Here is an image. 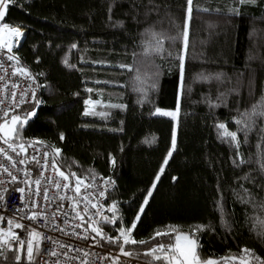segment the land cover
I'll use <instances>...</instances> for the list:
<instances>
[{
  "label": "trees",
  "instance_id": "obj_1",
  "mask_svg": "<svg viewBox=\"0 0 264 264\" xmlns=\"http://www.w3.org/2000/svg\"><path fill=\"white\" fill-rule=\"evenodd\" d=\"M188 8L187 0H13L3 23L26 31L13 50L39 90L33 104L10 117L26 123L9 142L60 149L56 160L66 175L114 181L117 211L107 218L115 216L116 223L104 222L103 229L115 237L135 222L131 238L137 243L99 238L100 246L121 248L140 264H168L149 250L167 249L179 233L205 225L195 233L202 260L247 259L242 250L249 249L260 258L251 264H261L264 120L239 134V147L222 138L217 125L236 130L235 121L264 96V0H192L190 16ZM185 31L184 94L178 96ZM160 40L164 52L156 54ZM201 74L222 76L201 80ZM140 87L146 97L134 90ZM89 102L96 103L93 111ZM178 102V118L154 114L157 108L175 111ZM243 189L250 203L237 199ZM11 251L0 252V264H28Z\"/></svg>",
  "mask_w": 264,
  "mask_h": 264
},
{
  "label": "built area",
  "instance_id": "obj_2",
  "mask_svg": "<svg viewBox=\"0 0 264 264\" xmlns=\"http://www.w3.org/2000/svg\"><path fill=\"white\" fill-rule=\"evenodd\" d=\"M2 29V28H0ZM18 38V37H17ZM18 44L15 42V47ZM18 59L9 60L8 56ZM16 68L24 67L17 54L0 49V125L13 116L20 108L31 105L35 102L39 87L38 80L31 74L30 76L21 75L15 72ZM12 145V147H9ZM19 145H23L21 150ZM15 147L16 151H13ZM0 229L3 230L1 241L7 240L8 243H1L5 249L17 248L21 242L26 244L29 234L33 229L41 233L39 237V264H140L135 258L126 255L121 248L113 249L111 245L100 246L99 237L91 231L92 226L102 229L105 222L104 218L112 212L109 208L112 205L111 195L115 184L112 179L107 177L83 176L84 183L80 185V193L74 190L75 184L64 181L58 174L61 171L55 150H50L42 144L31 141L27 144L17 142H0ZM8 157H11L9 159ZM35 157V159H33ZM24 163L21 164L20 161ZM39 162V163H38ZM45 165L47 166L45 168ZM7 169L18 177L17 182L8 183L10 177L4 172ZM25 172L28 175H25ZM40 180L39 190L36 186L26 181ZM59 182L61 188H56L55 183ZM65 183L72 186L63 188ZM87 185V186H86ZM17 188H24L23 194L16 191ZM7 189V191H5ZM103 191L104 195H100ZM47 193L48 200L44 199ZM24 203H21V196ZM64 197V199H60ZM87 197V199H81ZM73 200L78 202L75 207ZM90 201V202H89ZM87 204L88 211L85 213L84 207ZM95 204V207H93ZM39 205V207H34ZM23 209L19 211L18 209ZM59 209V211H58ZM32 212L42 213V218L30 220L27 217ZM77 212L84 216V221L77 218ZM11 220L12 224H8ZM25 225L24 228H16L15 223ZM83 224V227L76 225ZM11 232L19 236V240L12 239ZM79 233V235H77ZM108 236L109 233L105 232ZM84 236H95L96 239H84ZM121 246L122 244L119 243ZM67 245L68 247H62ZM79 249V251H76ZM53 251L56 255H52ZM219 264H237L229 258L222 259Z\"/></svg>",
  "mask_w": 264,
  "mask_h": 264
},
{
  "label": "snow or ice",
  "instance_id": "obj_3",
  "mask_svg": "<svg viewBox=\"0 0 264 264\" xmlns=\"http://www.w3.org/2000/svg\"><path fill=\"white\" fill-rule=\"evenodd\" d=\"M13 0H0V27H2L3 29L8 30L13 36L15 37H20L23 35V32L20 30V27H10L8 24L3 23L4 20V16L7 12L8 6L10 3H12ZM187 3L189 5L188 8V13L190 16L191 13V4H192V0H187ZM237 3L239 4H244V3H248V4H254L256 3V0H237ZM233 12L235 14H239L237 9H234ZM183 40H184V46L181 50V54L178 56V59L180 60V83L178 85V96H181L184 94V78H183V70H184V59L185 56L187 54V47H188V33L187 31H185L183 33ZM8 51L11 52V46H8ZM152 51H154L156 54H162L164 52V48H163V42L162 40L157 41V46L152 49ZM9 60H13L16 59L17 63H19L18 59L12 55L8 56ZM249 59H252V57L250 56ZM65 63H67V61H65ZM121 67H125L127 68L129 71H132V66H127V65H122ZM16 73H19L21 75H25V76H30L31 74L27 71V69H23V68H16L15 69ZM138 73V70H137ZM159 73H157V77H158ZM222 74H216L215 77H209L206 76L204 74L200 75V79L201 80H208V79H212L215 78L217 80H220ZM135 80L136 81H140V76L137 74L135 76ZM142 83V82H141ZM156 84L157 81H153V83L150 85V87L152 89L156 88ZM135 91L138 92H142L144 93L145 97L147 95L146 91L144 88L140 87V88H136L134 89ZM89 91H91V89H89ZM233 91H235V89H233ZM116 107V106H114ZM179 102L177 104V108L175 111H162L161 109L157 108L155 109V113L154 114H159L162 116H168V117H172L173 119L178 118V114H179ZM85 114H88L87 112ZM243 117H247V122H245V120L243 119ZM257 118H261L262 120H264V96H262L260 98V100L258 101L257 104L252 106V109L250 111H246L245 113L242 114V118L237 119L235 121V123L239 126L236 130H229L227 128V125L225 123H220L217 125V128L219 130H221L220 134L222 138H226L229 142H235V145L237 147H239L240 145V136L239 134L241 132H247L250 131L252 126L255 125L256 123V119ZM20 122V117L19 116H15L12 118V124L13 127L8 129V131L6 132V135L11 134V133H15L16 129H15V125ZM26 123V121H24ZM5 130V126L4 125H0V131H4ZM61 139H63V136H61ZM7 142V141H5ZM9 147H12V145H9ZM19 147L21 148V150L24 149L23 145H19ZM176 149V139L175 136H173V140H172V146H171V150L168 153V157L170 158L172 156V151H175ZM13 151H16L15 147H13L12 149ZM3 149H0V152H3ZM55 152L57 154H59L60 149H55ZM9 159H11V157H8ZM33 159H35V157H33ZM168 162L167 159H165L164 164L166 165ZM245 161H243L241 159L240 163H244ZM21 164L24 163L23 160L20 161ZM39 163V162H38ZM116 160L113 157L112 158V164L115 165ZM47 166L45 165V168ZM262 168H264V165H261ZM58 171L59 176L66 182L70 181V177H75L76 180V184L74 186V190L76 193H80V185L82 183H84L83 179L81 177H77L75 176V173H71L70 175H66L64 171ZM4 172L7 173L8 177H10V180L8 181V183H15L18 180V177L13 175L11 172H9L7 169H4ZM161 172H163V167L161 168ZM25 175L27 176L28 173L25 172ZM157 180H159V176L156 177ZM244 179H248V177H244ZM5 181L4 180H0V184H4ZM26 183H31L34 184L36 186V190H39V185H40V180H35V181H26ZM114 183V182H112ZM72 186L70 183H65L63 185V188H68ZM87 186V185H86ZM55 187L56 188H61V184L59 182L55 183ZM155 187V184H153V188ZM243 187V186H242ZM5 191H7V189H5ZM16 191L20 192L21 194L24 193L25 189L24 188H17ZM244 195H241L239 192L235 193L237 199H239L241 201V203H250L252 200V197L249 193L248 189H243ZM100 195H104V192L101 191ZM148 195H151V192L148 193ZM3 199V196H0V200ZM44 199L48 200V196L47 193L45 192L44 194ZM60 199H64V197H60ZM81 199H87V197H81ZM90 202V201H89ZM21 203H24V197L23 195L21 196ZM145 204H147V199L144 201ZM73 204L75 207H78V202L73 200ZM34 207H39V205H34ZM93 207H95V204H93ZM19 211H22L23 209H18ZM59 211V209H58ZM85 213H87L88 211V207L87 204H85L84 210ZM109 211L115 213L117 211V207L116 204L113 203L111 205V207L109 208ZM140 212H143V208L140 209ZM42 213H36V212H32V214L30 216H28L27 218L30 220H37L42 218ZM77 218L80 219L81 221H84V216L81 215L79 212H77ZM3 218L0 217V220H2ZM106 223H112L115 224L116 223V218L115 216L112 219H108L107 217L104 218ZM136 220H139V215L136 217ZM264 223V222H262ZM8 224H12V221L9 220ZM15 227L16 228H24L25 225L17 222L15 223ZM76 227H83V224H79L76 225ZM136 224L135 222L131 225V227L127 230L124 229H120L119 230V235L118 236H106L102 229L98 226H92L91 227V231L93 233L96 234V236H99L101 239H105L108 240L109 242H114V243H121L122 245H127V244H136L137 241L134 238H131V231L133 229H135ZM207 226L205 225H199L196 228L193 229L191 234H178L175 237V244H170L168 245L167 249L165 248V245L163 244H159L156 247L152 248L149 250L148 254H155L157 251L163 253V256L161 255H155V259L156 260H166L168 262V264H217V262L211 260V259H201L200 255L198 254V241L195 238V233L197 231H203L205 230ZM230 227V226H229ZM172 231H176L175 228L171 229ZM3 230L0 229V233H2ZM8 232L11 234L12 239H16L19 240V236L14 233L11 232V229H8ZM261 235H264V232L260 233ZM30 235L32 236V240H30L27 245H25L23 242L20 243L19 245V255H17L16 259L17 261H19L21 259V257L23 256L24 258L27 259L28 264H32L34 255H38V250H34V242L38 245L39 241L37 240L38 237H41V233L35 229L32 230V232L30 233ZM77 235H79V233H77ZM160 235H167V233H160L157 232L156 236H160ZM84 239H93L95 240L96 237L92 236H84ZM155 238V237H153ZM0 243H8V241L2 240L0 241ZM139 243L143 244L146 243V241H139ZM62 247H68L67 245H64ZM76 251H79V249H76ZM243 253L248 254L249 258H244L239 257V258H233V259H239L240 260V264H251V260L252 259H256L259 260V257L253 256L251 254V250L249 249H243L242 250ZM169 253H174L173 255H169ZM126 255H130V253H125ZM52 255H56V253L53 251ZM83 264H86V262H83ZM261 264H264V261H261Z\"/></svg>",
  "mask_w": 264,
  "mask_h": 264
},
{
  "label": "rangeland",
  "instance_id": "obj_4",
  "mask_svg": "<svg viewBox=\"0 0 264 264\" xmlns=\"http://www.w3.org/2000/svg\"><path fill=\"white\" fill-rule=\"evenodd\" d=\"M2 28V27H0ZM17 41V37L13 36L8 30L6 29H0V47L5 49V51L8 50V46H11V49H14L15 48V42ZM96 108V103L95 102H89L88 103V111H93L94 109ZM13 118V117H12ZM12 118L8 119L7 121H5L2 125L5 126V130L4 131H0V134H1V138L4 140V141H11V140H14L15 137H16V131L15 133H11V134H8L6 135V132L8 131V129L12 128L13 127V124H12ZM25 120L21 119L20 118V122H18L14 127L15 129L17 130V128L21 125H23L25 122ZM175 138H176V135H174ZM148 200V198H147ZM99 237V236H98ZM100 238V237H99ZM32 236L30 238H28L27 242L25 245H27V243L32 240ZM37 240L39 241V237L37 238ZM0 241H1V235H0ZM39 245V243H38ZM38 245L34 242V250H37L38 248ZM16 248H9V249H5V248H2L1 247V243H0V252H9L11 250H15ZM13 252V251H11ZM159 252V251H158ZM19 249H16V257L17 255H19ZM174 253H169V255H173ZM157 255H161L163 256V253L159 252V254ZM37 257V255H34V258ZM23 258V256L21 257V259ZM33 258V259H34ZM20 259V260H21ZM19 260V261H20ZM17 261V259H16ZM114 264H119V263H114Z\"/></svg>",
  "mask_w": 264,
  "mask_h": 264
},
{
  "label": "bare ground",
  "instance_id": "obj_5",
  "mask_svg": "<svg viewBox=\"0 0 264 264\" xmlns=\"http://www.w3.org/2000/svg\"><path fill=\"white\" fill-rule=\"evenodd\" d=\"M20 30L23 32V35L17 38L16 44H18V45H17L15 48H18L19 45L21 46V44H22V42H23V39H24V36H25V34H26V31H25V30H23V29H20ZM3 51H4V50H3ZM38 90H39V87H38ZM37 94H38V91H37ZM107 178H109V177H107ZM110 179H111V178H110Z\"/></svg>",
  "mask_w": 264,
  "mask_h": 264
},
{
  "label": "water",
  "instance_id": "obj_6",
  "mask_svg": "<svg viewBox=\"0 0 264 264\" xmlns=\"http://www.w3.org/2000/svg\"><path fill=\"white\" fill-rule=\"evenodd\" d=\"M19 47H20V45H19ZM18 47V48H19ZM179 234H187V233H179ZM197 251H198V249H197ZM232 261H234L235 263H237V264H240L238 261H236V260H234V259H231ZM222 262V260H220V261H218L217 262V264H219V263H221Z\"/></svg>",
  "mask_w": 264,
  "mask_h": 264
},
{
  "label": "crops",
  "instance_id": "obj_7",
  "mask_svg": "<svg viewBox=\"0 0 264 264\" xmlns=\"http://www.w3.org/2000/svg\"><path fill=\"white\" fill-rule=\"evenodd\" d=\"M0 49H2V50H5V49H3V48H1L0 47ZM31 237V235L29 234V236H28V238H30ZM12 248H14V247H12ZM17 249V248H16ZM37 250H38V255H37V258L39 259V245H38V248H37Z\"/></svg>",
  "mask_w": 264,
  "mask_h": 264
}]
</instances>
